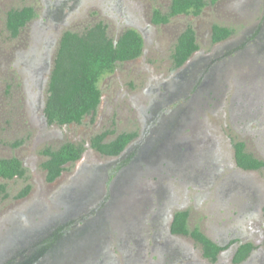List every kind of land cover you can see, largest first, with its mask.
Masks as SVG:
<instances>
[{"label": "rangeland", "instance_id": "obj_1", "mask_svg": "<svg viewBox=\"0 0 264 264\" xmlns=\"http://www.w3.org/2000/svg\"><path fill=\"white\" fill-rule=\"evenodd\" d=\"M65 1L72 10L56 21L47 17L45 0H0V157L16 156L26 168L24 177L0 178V264L13 255L17 264H134L135 257L137 264H212L190 237H169L178 210L189 211L191 228L223 245L243 234L264 249V168H240L234 149L243 140L264 160V0H207L201 14L166 24L154 23L153 12H166L171 0ZM27 5L37 16L11 37L7 12ZM100 21L114 39L142 26L144 53L104 75L95 114L80 124H49L43 110L60 38ZM215 24L231 27L232 35L214 43ZM189 25L199 50L176 70L175 44ZM46 60L40 94L38 66ZM198 78L204 87L195 91ZM182 82L185 91L176 92ZM101 132L109 133L106 140L136 132L131 144L139 146L121 160L103 155L91 145ZM66 142L82 144V156L49 182L43 151ZM28 184L29 193L18 197ZM80 215L88 218L77 225L87 229L82 236L67 230L52 247L56 256H36L41 239ZM166 244L183 248L178 262L164 252Z\"/></svg>", "mask_w": 264, "mask_h": 264}, {"label": "trees", "instance_id": "obj_2", "mask_svg": "<svg viewBox=\"0 0 264 264\" xmlns=\"http://www.w3.org/2000/svg\"><path fill=\"white\" fill-rule=\"evenodd\" d=\"M218 0H210L215 3ZM207 0H171L166 12L156 8L153 22L166 24L177 15H199L206 7ZM37 16L31 6L11 8L7 12L6 27L11 37H17L21 29ZM231 27L215 24L212 39L218 42L232 35ZM144 38L136 28H128L117 39L108 33L106 23L100 21L83 32L66 30L60 39L54 66L49 76L48 95L44 113L49 124L66 125L82 123L87 115L95 114L102 99L100 81L104 75L112 73L118 63L140 57L143 53ZM199 49L196 30L189 25L179 35L173 52L174 66H181ZM108 132L92 137L91 145L103 155L117 156L136 137V132H122L112 140H106ZM19 142L13 145H18ZM237 164L246 170L264 168V160L247 150L243 140L234 142ZM84 151L82 144L66 142L57 148L47 147L43 153L47 159L43 167L47 171V181H55L63 173L69 162L78 160ZM26 168L18 157H0V178L24 177ZM5 189V186L2 185ZM31 185L19 192L18 197L29 193ZM173 233L193 237L202 245L203 255L211 260L217 258L222 249L215 241L202 232L199 227H189V211L178 210L173 216ZM255 248L252 242L241 244L237 249L235 261L240 262Z\"/></svg>", "mask_w": 264, "mask_h": 264}, {"label": "flooded vegetation", "instance_id": "obj_3", "mask_svg": "<svg viewBox=\"0 0 264 264\" xmlns=\"http://www.w3.org/2000/svg\"><path fill=\"white\" fill-rule=\"evenodd\" d=\"M45 13L47 14V17H49V18H51V19H54V20H56V21H59L60 20V18H61V16L63 15V11L67 8L69 11H71L72 10V7L71 6H69L68 5V3H67V1H65V0H45ZM129 16V15H128ZM128 16H126V17H128ZM134 25V24H133ZM128 28H136L138 31H140V32H144L145 30L142 28V26H140V25H138V24H136V26L135 27H128ZM128 28H126V29H128ZM126 29H124L123 31H125ZM142 34V33H141ZM144 34V33H143ZM142 34V35H143ZM231 36V35H230ZM229 36V37H230ZM179 37V36H178ZM228 37V38H229ZM143 38H144V36H143ZM228 38H226V39H224V40H227ZM61 39V38H60ZM224 40H221V41H218V42H214L213 41V39H212V41L214 42V43H220V42H222V41H224ZM60 42V41H59ZM58 47H59V45L57 46V50H58ZM144 47H145V39H144ZM144 49L145 48H143V53H144ZM199 49H197L188 59H187V61H185L181 66H178V67H176V66H174V63H173V66H174V68L176 69V70H179V69H184L185 70V67L186 66H188V65H190V64H192V61H191V59H192V57H193V55L198 51ZM241 50V49H240ZM241 51H243V50H241ZM142 53V54H143ZM56 55H57V52H56ZM139 58V57H138ZM138 58H136V59H138ZM136 59H132V60H127V61H124V62H131V61H133V60H136ZM39 69H40V73H41V75H42V84H41V86H40V94H42V92H43V87H44V83H45V72L46 71H48V69H49V67H50V63L46 60V61H44V63L42 62V63H40L39 64ZM49 77V76H48ZM49 79V78H48ZM210 83H211V80L210 79H208V82H207V86H209L210 85ZM38 86H39V84H38ZM193 87H194V89H195V91H197V90H203V87H204V84H203V82H199V78H198V83H197V81H195L194 82V85H193ZM184 88H185V86H184V84H183V82L181 83V84H179V83H175V91L176 92H184L185 90H184ZM175 92V93H176ZM180 94V93H179ZM42 97H43V95L41 96L40 95V103H43V101L41 100L42 99ZM102 100V99H101ZM173 100V98L171 97L170 99H169V101H168V103L169 102H171ZM46 103V102H45ZM45 105V104H44ZM42 107H43V105L42 106H40V108L42 109ZM44 109H45V106H44ZM154 109V108H153ZM44 111V110H43ZM44 115H45V113H44ZM45 118H46V116H45ZM46 120H47V118H46ZM48 122V121H47ZM67 125V124H66ZM137 136V135H136ZM136 138V137H135ZM134 138V139H135ZM134 139L125 147V149L119 154V155H117V156H110V157H117V158H119L120 160L121 159H123L124 157H126V156H129L127 153H131L132 152V150H134L136 147H138L139 145H135V144H131L133 141H134ZM135 151H136V149H135ZM134 151V152H135ZM144 151V150H143ZM106 156H108V155H106ZM81 158V157H80ZM79 158V159H80ZM78 159V160H79ZM22 161V160H21ZM77 161V160H76ZM133 162V161H132ZM23 163V162H22ZM237 163V162H236ZM24 165V164H23ZM238 165V164H237ZM239 166V165H238ZM240 167V166H239ZM241 168V167H240ZM243 169V168H242ZM244 170H246V169H244ZM177 212V211H176ZM175 214V213H174ZM174 216V215H173ZM174 218V217H173ZM173 218H172V220H171V223H170V227H169V232H168V235H169V237H190L193 241H195L196 243H198L200 246H201V248H202V245L199 243V242H197L193 237H191V236H188V235H184V234H178V233H173L172 232V229H171V224H172V222H173ZM87 216H84V217H81V215L79 216V217H77L76 219H75V221L73 220V221H70V225L71 226H69L68 228H64V226H63V228H57L56 230H55V232L53 233V236H50V237H47V236H45L43 239H41L39 242H38V247H37V249H36V252L38 253V254H36V256H41V254H43V253H45L46 251H47V253H46V256L48 257V258H50L51 256L52 257H54V256H56V254H55V250H52L53 248L52 247H54V246H56L61 240H62V238L65 236V233L67 232V230H76V228H77V225L78 224H80V223H85L86 221H87ZM189 221H190V213H189V220H188V224H189ZM189 227H190V225H189ZM196 227H198V226H195V227H193L192 229H194V228H196ZM191 228V227H190ZM82 228H80V229H78V230H81ZM200 230H201V228H199ZM77 231V230H76ZM202 232H204L203 230H201ZM205 233V232H204ZM206 234V233H205ZM207 235V234H206ZM208 236V235H207ZM243 234H240V235H238V234H232V236H231V244H229V245H223L222 243H219V242H217L216 240H213L211 237V239L213 240V241H215L218 245H220L221 247H222V249L219 251V253L217 254V258L215 259V260H211V259H209V258H207V257H205L204 255V258L205 259H207L208 261H210L212 264H223L224 263V260H223V258L225 259V261H230L229 263H231V264H264V249H262V248H257V246H256V244L255 243H253L251 240H247V238H243V237H245V236H243ZM244 239V240H243ZM230 240V239H229ZM247 242H252L254 245H255V248H253L251 251H250V253H249V255L248 256H246L244 259H242L240 262H236L235 261V255H236V252H237V249L239 248V246L241 245V244H245V243H247ZM233 245H234V247H233ZM156 247V246H155ZM154 247V250L156 249ZM162 247V246H161ZM180 246L179 245H176V244H174V245H168V244H166V246H165V249H164V252L165 253H167L168 254V257H170L171 259H172V261L171 262H178L180 259H178V254H179V251H180V253H181V251H183V248H179ZM231 247H233L231 250H230V252L232 251V253L230 254V252H226V250L227 249H230ZM202 254H203V248H202ZM13 258H15V259H13V260H11V261H9L7 264H17V262H18V258H17V256L16 255H13ZM32 259V257L30 258V260ZM44 259V258H43ZM34 260H38V258L37 257H35V259ZM134 261H131L132 263H134V264H137L138 263V258L137 257H135V259H133ZM29 261V260H28ZM30 262V261H29ZM171 264H173V263H171Z\"/></svg>", "mask_w": 264, "mask_h": 264}, {"label": "water", "instance_id": "obj_4", "mask_svg": "<svg viewBox=\"0 0 264 264\" xmlns=\"http://www.w3.org/2000/svg\"><path fill=\"white\" fill-rule=\"evenodd\" d=\"M85 231H87V229H81V230H79V231H77L78 233H79V235L78 236H82L83 235V232H85ZM77 236V237H78ZM68 240L70 239V237L69 238H67ZM78 239V238H77ZM56 248V247H55ZM55 254H56V252H55Z\"/></svg>", "mask_w": 264, "mask_h": 264}]
</instances>
